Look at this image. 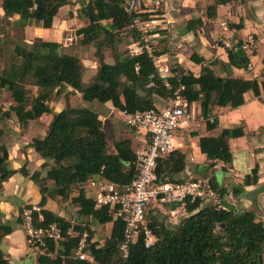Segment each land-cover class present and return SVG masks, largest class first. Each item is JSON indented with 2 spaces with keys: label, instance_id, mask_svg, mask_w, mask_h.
I'll return each mask as SVG.
<instances>
[{
  "label": "trees",
  "instance_id": "trees-1",
  "mask_svg": "<svg viewBox=\"0 0 264 264\" xmlns=\"http://www.w3.org/2000/svg\"><path fill=\"white\" fill-rule=\"evenodd\" d=\"M85 1L82 15L87 23L75 33L82 35L77 40L80 46L91 45L94 48L97 70L87 82L82 80L84 68L77 57L64 54L58 43L38 38L30 43L22 40L21 44H14L0 71V88L9 93L11 99L7 109L1 113L2 119H11L23 130L30 121L42 115L51 116L44 135L33 138L27 145L44 160L40 166V170L45 169L43 177L40 171L29 173L24 165L17 170L8 168L7 151L0 130V189L2 183L16 172L27 177L40 195L39 211L31 213L33 226L43 228L54 224L59 230L58 241H47L43 248L35 246L30 249L34 263L263 264L264 230L256 211L238 210L224 201L222 210H216L211 205L200 207V200L191 201L189 198L182 204L186 216L175 225L164 224L158 219V208L164 205L147 206L144 211L145 225L155 240L144 248V235L139 233L123 257L120 251L123 223L108 209L94 208L95 191L87 187V183L100 180L122 186L134 180L138 167L131 142L128 139L114 141L109 150L96 112L87 107H72L67 100L59 112H53L49 107L51 96L69 89L70 92H77L84 103L109 102L118 112L133 113L156 110L154 98L169 100L178 91L189 105L198 104L205 130L210 131L215 123L209 122L208 115L214 107L238 108L244 103L243 95L249 91L259 99L260 91H264V81L257 83L254 80L220 78L207 66H202L196 77L179 66H173L169 74L162 78L154 65V58L162 53H148L141 49L139 53L131 54L127 49L131 44H142L144 36L152 34L141 31L136 22H146L147 16L155 14L136 12L135 7L126 12L129 0ZM232 2L245 8L246 0H212L204 7L203 16L212 19L218 6ZM69 4L68 0H1L0 19L8 22L17 17V21L49 29L58 10ZM12 26L23 30V25ZM201 26L200 19H191L185 22L184 29L193 32ZM105 50L112 60L111 64L103 60ZM226 53L228 65L236 66L231 52ZM189 59L195 64L203 63V59L194 54ZM25 85L37 89L35 96H27ZM241 136L242 130L236 128L221 130L216 137H200L198 148L209 162L207 166L211 167L213 162L229 164L228 140ZM183 159V154L177 150L158 159L155 168L157 182H182L175 179V175L183 171ZM256 172L254 167L244 176L241 186L231 189L233 199L236 200L243 192L242 187L256 184ZM212 189L219 198L225 194L214 183ZM47 201L70 208L76 219L73 215L59 216L44 209ZM169 208H174V205ZM23 209L19 211V218ZM38 215L41 221L37 220ZM109 223L108 237L102 241L94 240L95 228ZM9 233L10 228L0 221V240ZM82 234H85V243L79 256L76 251ZM0 264H8L1 251Z\"/></svg>",
  "mask_w": 264,
  "mask_h": 264
},
{
  "label": "crops",
  "instance_id": "crops-1",
  "mask_svg": "<svg viewBox=\"0 0 264 264\" xmlns=\"http://www.w3.org/2000/svg\"><path fill=\"white\" fill-rule=\"evenodd\" d=\"M68 1L70 4L58 10L49 29H42L30 22L17 21V17L11 18L9 21L15 25H23V41L25 43H30L36 38L44 42L59 43L60 32L67 26L65 14H70V5L75 2V0ZM211 2L212 0H175L174 7L177 8V11L166 12L165 15L147 16L149 23L150 21L165 23L169 25L165 27H169L171 30L168 33L150 31L152 34L144 36L146 42L152 43L155 47L158 45L156 50L154 47L152 48L153 51L162 53L154 58V65H162L165 69H157L160 77L167 76L170 67L173 66H179L183 71L190 72L196 77L200 68L207 66L220 78L254 80L257 83L264 81V0H246L245 8L234 2L218 6L215 17L206 19L203 16V9ZM85 3L86 1L83 3L84 6ZM232 6L235 9H232ZM200 8L198 14L197 10ZM157 17L162 20L152 21V19H158ZM191 19H200L202 22V26L193 32L184 29L185 22ZM249 40L250 44L247 43ZM81 49H74L69 55L77 57L83 65ZM227 51L231 52L236 66L228 65ZM192 54L203 59V63L191 62L189 58ZM105 63L111 64L112 60ZM87 64L83 65V74L89 73V80L96 73L97 65L95 60L94 62L89 60ZM163 71L164 73H162ZM84 78H82L83 82H85ZM63 92L78 95L77 92H70L69 89ZM61 100L49 102V107L53 112H59L63 108V100L62 102ZM79 100V107L95 110L98 105L97 111L94 112L98 114L99 118L103 117L105 111L108 112L107 116L121 113L113 109L109 102L99 104L96 102L84 103L80 98ZM159 100L160 98L153 99L156 110H162L167 106L161 107ZM243 100V105L235 109L214 107L211 114L208 115V118L215 123V127L210 131L205 130V121L199 112L198 104L189 105L188 121L176 133V142L180 136V139L184 138V141L180 142L181 148L177 150L184 156V169L175 175V179L182 181L205 179L209 182L211 189L214 183L217 189L225 191L223 197L220 198L221 202L224 201L238 210H254L248 201L241 198V195L257 185H264V91H260L259 99L255 98L251 91L246 92L243 95ZM50 119V115H42L38 119L28 122L23 130L18 127L12 130L13 134L0 129L1 140L7 151L6 164L8 168L17 170L24 165L29 173L40 171V176H44L45 169L40 170L44 160L40 159L27 145L33 138H41L44 135ZM236 128L242 130L243 136L228 140L231 162L226 165L221 162H213L212 166L208 167L209 162L199 152L198 139L200 137H216L221 130ZM141 136L143 147L147 143V137L142 134ZM254 167L257 169L256 184L242 187L243 192L236 200L233 199L231 189L241 186L244 176L248 175ZM39 200L40 195L35 184L17 172L1 185L0 221L3 226L10 228V233L0 240V251L5 255L8 264H35L34 256L21 228L19 211L27 206L37 207ZM257 202L258 210L254 211L256 214L258 213L257 216L260 215L261 218H264V194L258 195ZM206 205L208 204L201 203L200 207ZM44 209L65 217V213L61 212L62 210L55 202L47 201ZM167 209L173 213L176 207L171 209L167 207ZM181 209L186 216L183 207ZM67 211L69 215H72L73 211L70 208H67ZM103 227L107 228L108 232L105 237H108L111 224H105Z\"/></svg>",
  "mask_w": 264,
  "mask_h": 264
},
{
  "label": "built area",
  "instance_id": "built-area-1",
  "mask_svg": "<svg viewBox=\"0 0 264 264\" xmlns=\"http://www.w3.org/2000/svg\"><path fill=\"white\" fill-rule=\"evenodd\" d=\"M135 0L126 3V12L134 9ZM158 5L157 1L153 2ZM82 38L81 34L69 32L61 41L63 47L71 46ZM248 44L251 43L249 40ZM129 53L137 54L141 49L146 50V40L142 44H131ZM182 89V88H180ZM189 104L176 91L168 100V104L162 110H145L133 113L121 112L124 123L129 128L135 129L147 137V143L135 151L138 167L137 176L127 185L117 186L100 180H90L87 187L94 189L93 206L95 209L106 208L115 218L123 223V242L120 251L123 257L127 254V247L132 245L139 233L144 235L143 247L148 248L154 242L153 235L146 229L144 211L147 206H173L182 207L183 201L189 198L200 200L201 203L213 206L216 210H222L223 205L218 194L213 191L209 182L205 179H196L182 182H157L155 168L158 159H162L174 150H179L181 144L176 142V133L182 129L188 121ZM209 122L211 119L208 118ZM39 208L31 206L22 210L20 221L26 242L30 249L33 247H45L47 241H58L59 230L54 224L43 228H35L31 219L32 212H38ZM41 221V216H37ZM264 230V220H261ZM85 243V234H82L76 254L80 256Z\"/></svg>",
  "mask_w": 264,
  "mask_h": 264
},
{
  "label": "rangeland",
  "instance_id": "rangeland-1",
  "mask_svg": "<svg viewBox=\"0 0 264 264\" xmlns=\"http://www.w3.org/2000/svg\"><path fill=\"white\" fill-rule=\"evenodd\" d=\"M157 1L158 5H154L153 2ZM85 0H75V2L71 3L70 8H69V15L65 14V21L67 22L66 28L61 30L60 35H59V43L61 46V50L64 54H71L74 49L82 48V60H83V65H88L87 62L90 60L94 62V48L91 45L88 46H80L79 42L77 41L76 43L72 44L71 46H66L63 47L61 45L62 38L68 34L69 32H75L77 31L80 27H83L86 25L87 20L83 17L82 15V10H83V3ZM175 0H137L135 4V10L136 12H141V13H154L155 15H165L167 13H173V11H177V8L174 7ZM232 9H235L234 6H232ZM201 8L197 10L198 14L200 12ZM158 19H152L153 20H162V18L157 17ZM148 18L146 22L143 23H137L136 26L141 30V31H154V32H170L169 26L166 25L165 23L161 22H155L150 23L148 22ZM146 25V26H145ZM164 25V26H163ZM151 32V33H152ZM3 40V42H0V71L1 69L5 66L7 60H8V54L11 51L12 47L14 44H21L22 40H24L23 36V30H19L16 27L12 26L11 21H3L0 19V41ZM32 42V41H31ZM156 50L155 47L152 43L146 42V48L148 51L153 52V48ZM128 51H130L131 47H127ZM103 60L105 62H109L110 56L108 54V51L105 50L103 51ZM157 69L165 70L162 65H156ZM164 73V71L162 72ZM83 77L85 82L88 81L89 78V73H84ZM25 89L27 90V96L29 98L35 96L37 93V89L30 86V85H25ZM80 96L75 95V94H70V93H65L61 92L58 94H53L51 96V101L56 102L59 99L63 100V105L65 100H67L68 104L72 107H79L80 105ZM61 100V102H62ZM11 102L10 95L7 93L5 90L0 88V129L9 131L10 134H13L12 130H15L19 125L15 124L11 119H2L1 118V113H3L7 107L8 104ZM159 104L161 107H164L168 104L167 99H160ZM97 105V104H94ZM98 108V105L96 106ZM97 108L93 111H97ZM108 112L105 111V113L102 115V118L98 119L102 123V128L103 131L106 135L107 142H108V149H112V143L114 141L120 140V139H128L131 142V147L133 151H137L142 147V142L140 140L141 133L137 132L135 129L129 128L128 126L125 125L123 117L120 114H114V116H107ZM180 136V135H179ZM184 136V135H182ZM177 140L178 143L181 141H184L183 139ZM61 212L65 213V216L68 217V211L67 207L65 205H59ZM182 207H177L173 213H170V211L167 209V206L158 208V219L162 221L164 224L168 225H175L177 224L184 216L183 211L181 209ZM252 209V208H251ZM258 212V211H257ZM258 214V213H257ZM257 219L259 221L264 220V218H261L260 215L257 216ZM107 228H104L103 226H99L95 230V234L93 239L102 241L105 236L107 235ZM262 262L264 264V251L261 256Z\"/></svg>",
  "mask_w": 264,
  "mask_h": 264
},
{
  "label": "water",
  "instance_id": "water-1",
  "mask_svg": "<svg viewBox=\"0 0 264 264\" xmlns=\"http://www.w3.org/2000/svg\"><path fill=\"white\" fill-rule=\"evenodd\" d=\"M260 194H264V185L263 184L257 185L255 188L246 191L245 193H243L241 195V198L248 201L254 210H258L257 197ZM72 215L76 219L75 213H72ZM92 223H93V221H92Z\"/></svg>",
  "mask_w": 264,
  "mask_h": 264
}]
</instances>
